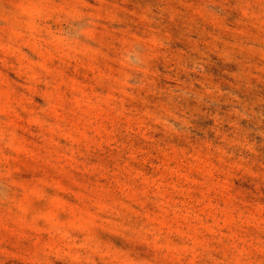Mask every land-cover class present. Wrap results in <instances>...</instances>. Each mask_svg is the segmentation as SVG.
Segmentation results:
<instances>
[{
    "label": "rangeland",
    "instance_id": "374dc122",
    "mask_svg": "<svg viewBox=\"0 0 264 264\" xmlns=\"http://www.w3.org/2000/svg\"><path fill=\"white\" fill-rule=\"evenodd\" d=\"M0 264H264V0H0Z\"/></svg>",
    "mask_w": 264,
    "mask_h": 264
}]
</instances>
